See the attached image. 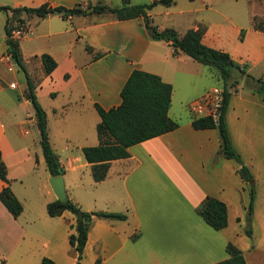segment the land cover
I'll return each mask as SVG.
<instances>
[{"label": "crops", "instance_id": "1", "mask_svg": "<svg viewBox=\"0 0 264 264\" xmlns=\"http://www.w3.org/2000/svg\"><path fill=\"white\" fill-rule=\"evenodd\" d=\"M43 1L64 6L91 2L0 0V5L34 6ZM194 1L187 0L179 8L178 13L184 15L181 23L159 25L152 20V7L147 13L158 28L170 26L178 34L203 26L204 44L227 51L243 65L245 72L230 91L224 120L233 147L253 176L249 235L244 232L249 194L237 173L238 163L219 152L216 127L194 128L191 113L171 117L168 107L177 125L129 145L128 156L111 159L100 180L92 178L81 150L98 142L95 125L99 115L93 103L103 108L116 105L132 68L154 72L169 82L170 102L174 86L179 87L177 101L187 105L211 86L221 85L213 68L181 50L173 54L169 41L151 37L139 16L117 19L107 12L66 18L56 13L31 16L18 36L21 56L26 53L37 67L41 52L56 61L49 73L41 69L34 93L38 97V90L45 88L50 97L49 106L42 108L49 144L63 168L66 196L84 210L126 214L125 219L92 218L82 248L84 264H92L97 256L100 264H207L227 256V241L241 250L246 264H264V98L251 89L246 75L264 78V27L252 25V17L264 16V12L250 11L249 21L238 22L221 10L219 1ZM5 18L6 12L0 10L2 30ZM95 52L101 55L92 58ZM2 67H11L4 31L0 33V154L8 186L22 208L13 217L0 201V260L38 264L45 256L53 264H74L75 251L67 239L74 231V214L67 209L52 216L46 212L45 203L55 195L43 156L23 142L22 130L8 128L21 122L18 105L30 102L22 93L15 95V101L7 98L4 89L13 81L6 83ZM49 115L55 117L53 127ZM28 118L34 122L32 113ZM3 185L0 179V188ZM206 195L225 204L226 224L219 229L208 225L196 211ZM131 234L136 235L132 238Z\"/></svg>", "mask_w": 264, "mask_h": 264}, {"label": "trees", "instance_id": "2", "mask_svg": "<svg viewBox=\"0 0 264 264\" xmlns=\"http://www.w3.org/2000/svg\"><path fill=\"white\" fill-rule=\"evenodd\" d=\"M175 0H150L144 3H129L128 0H121L119 5H107L100 1L88 2L81 6L78 2L71 6L61 4L52 5L47 1L40 2L34 6L27 5H0V10L6 12L3 24L4 42L6 53L15 65L22 71L25 79V88L22 95L29 100L33 108V118L38 129V143L44 159L46 169L50 175L62 173L57 154L49 144L46 116L44 109L40 105L34 93V82L31 79L19 49L18 38L12 35V29L24 26L26 20L31 16L44 17L48 14L56 13L66 18L74 14L101 13L107 12L117 19L131 17H141L143 27L151 36H158L166 41L175 54L179 50L183 51L196 61L213 68L217 77L221 80L222 99L216 122L209 115H191V125L194 128L216 127L219 136V152L222 156L232 158L238 163L237 173L246 183L248 188V204L246 206V225L244 232L249 235L251 232L250 218L252 201L254 197L253 176L248 167L242 161L239 153L233 147L224 120L228 97L232 88L239 81V75L245 72L243 65L235 61L227 51L204 44L201 41L203 26L187 28L182 34H178L173 27L165 26L158 28L147 13L155 4L169 5ZM24 13V16L22 15ZM252 17V25L256 28L262 26ZM242 29L239 38L242 37ZM89 51L91 47L85 46ZM101 52H95L92 58L98 57ZM39 60L43 73H49L56 61L47 52L39 54ZM247 77L252 82L251 89L259 93L264 98V78L253 77L246 72ZM171 84L160 78L154 72L140 68H132L119 90L120 101L113 106L103 108L94 102V108L99 115V121L95 125L98 142L94 145L82 146V154L90 164V171L94 180L102 179L111 159L128 156L127 147L133 143L158 135L170 130L177 125V122L169 117L167 110L170 103ZM0 179L4 185L0 188V201L13 217H16L22 206L20 201L12 193L8 186L6 177V166L0 154ZM48 215H58L64 209L70 210L74 214V223L71 225L74 231L67 235L68 243L75 251L74 264H84L81 261L82 248L84 246L88 227L93 217L125 219L126 214L121 211L110 210H84L80 206L66 198L61 201L54 198L45 203ZM202 219L214 229H219L226 224V207L223 201L216 197L206 195L196 208ZM136 234H131L133 238ZM227 256L217 261L207 264H246L241 250L232 242L225 244ZM97 256L92 264H100ZM0 264H9L0 260ZM38 264H53L48 257H41Z\"/></svg>", "mask_w": 264, "mask_h": 264}, {"label": "rangeland", "instance_id": "3", "mask_svg": "<svg viewBox=\"0 0 264 264\" xmlns=\"http://www.w3.org/2000/svg\"><path fill=\"white\" fill-rule=\"evenodd\" d=\"M92 3L96 1H100L104 4L113 6V5H118L121 3V0H90ZM131 3H144L148 2V0H129ZM217 2L219 1L220 3V8L223 12L229 14L233 19L237 20L238 22H246L249 21V13L250 11L256 12V13H262L264 12V2H257L253 0H216ZM260 1V0H259ZM197 0L194 1L196 3ZM187 4V0H175V2L170 4L169 6H164L162 4H156L152 6L150 9V13L152 16V20L156 24H163L166 21H174L176 23L178 22H183V14L178 13L179 8L184 7ZM166 11V13L164 12ZM24 16V13H22ZM256 21L264 27V16H256ZM19 30V34L22 33L25 29L24 26H21L19 28H14ZM3 32L2 27H0V33ZM13 36L17 37L16 33H13ZM20 41V40H19ZM23 62L24 65L28 71V73L31 76V79L33 80L34 84L37 83L39 75L41 74V65L37 67L33 61L32 58L28 57L27 54H23ZM11 62V67L10 69L6 67L3 68V75L5 77L6 83L9 81H13L15 83V87H9L6 85L4 92L6 93L7 98H12L14 101V97L17 94H21L25 88V79L22 71L15 65L14 62ZM205 66V65H204ZM210 82H214L213 79H208ZM216 85H220L219 83ZM40 86V85H39ZM221 86V85H220ZM180 94V88L177 86H174V95L171 99V104L169 103V115L171 117H177L176 115L178 112L185 113L186 116L190 115V112L187 107V103L185 104H179L177 101L178 95ZM9 101V99H6ZM5 100V101H6ZM37 100L41 104L42 107H47L50 104V97L49 95L45 94V88H42L38 90V97ZM13 101V102H14ZM15 103V102H14ZM19 107L17 108V111L20 114V119L21 122H18L17 126L15 125L13 127H8L12 131H17L19 128L20 130L23 131L21 138L23 139V142L28 143L30 147H35L36 153L39 155L41 158L42 153L40 146L38 144V129L35 125V123L28 118V114L33 115V108L30 103L28 104H19ZM55 117L49 115V123L50 126L53 127L55 124ZM33 156V152L31 153ZM63 157V153L60 154Z\"/></svg>", "mask_w": 264, "mask_h": 264}, {"label": "built area", "instance_id": "4", "mask_svg": "<svg viewBox=\"0 0 264 264\" xmlns=\"http://www.w3.org/2000/svg\"><path fill=\"white\" fill-rule=\"evenodd\" d=\"M13 33L19 34L18 29H12ZM13 35V34H12ZM9 57L8 53H6ZM9 86H14L13 82ZM222 99V86L213 85L203 92L200 96L192 99L187 107L189 112L194 116L209 115L216 122L219 113V107Z\"/></svg>", "mask_w": 264, "mask_h": 264}, {"label": "water", "instance_id": "5", "mask_svg": "<svg viewBox=\"0 0 264 264\" xmlns=\"http://www.w3.org/2000/svg\"><path fill=\"white\" fill-rule=\"evenodd\" d=\"M154 38L157 39L160 37L155 36ZM48 182L55 195V198L61 201H65L67 196H66L65 189H64V182H63L62 174L58 173L55 175H50L48 177Z\"/></svg>", "mask_w": 264, "mask_h": 264}]
</instances>
